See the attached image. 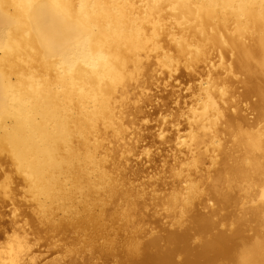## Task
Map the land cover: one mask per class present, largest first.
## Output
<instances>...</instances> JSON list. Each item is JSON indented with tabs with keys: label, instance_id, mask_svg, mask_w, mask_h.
I'll return each mask as SVG.
<instances>
[{
	"label": "bare ground",
	"instance_id": "bare-ground-1",
	"mask_svg": "<svg viewBox=\"0 0 264 264\" xmlns=\"http://www.w3.org/2000/svg\"><path fill=\"white\" fill-rule=\"evenodd\" d=\"M166 78L190 94L175 110ZM157 111L171 160L135 168ZM17 196L0 264H264V0H0V204ZM74 227L85 254L43 263L35 240Z\"/></svg>",
	"mask_w": 264,
	"mask_h": 264
},
{
	"label": "rangeland",
	"instance_id": "rangeland-1",
	"mask_svg": "<svg viewBox=\"0 0 264 264\" xmlns=\"http://www.w3.org/2000/svg\"><path fill=\"white\" fill-rule=\"evenodd\" d=\"M185 86L186 85H177L176 81H172V79H167V78L164 79L162 82L157 81L156 83H154L153 89L159 92V100L154 103H157V102L159 103L160 101L161 104H158V105L162 106V108L173 107L174 108L173 110H175L178 107V105L181 104L183 100H187L190 98L189 91L186 90ZM177 101H178V104H177ZM151 106H153V104H151L147 108L149 109ZM167 118H170V116H167ZM162 120H163V117L160 115V111L159 112L157 111L153 113L152 115H150L148 117V120H142L143 123H147L148 125L146 129L145 137H146V141H148L151 144L152 149L154 150L153 153H154L155 159L151 162V161L146 160L145 158H142L144 155H141L140 158H138V159H141L139 162L137 161L133 162L135 163V168L141 167L142 169H145L146 171L152 169L154 170V172H156L161 168L162 163H165L166 161L171 160L172 153L174 152V147H173L174 142L172 141L162 142V138H160L158 135L159 128L163 127L164 125L168 123V122L162 123L163 122ZM168 131L169 129H167V132ZM30 204H31L30 200H24L22 199L21 196H17L14 203H11L10 201V202H5V203L0 204V232H2V230L7 227L11 219L15 218L16 216H20V213H21L20 209L25 210V213L26 211L27 213L30 212L29 211ZM15 207H17V209L14 211ZM153 216L158 217L160 215L154 214ZM153 225L154 223L149 222L148 224H145L143 227H149ZM77 229L78 228H75V227L68 228L67 232L64 231L66 235L63 234L64 232L56 234V236L54 237V239L56 240L55 243L53 241L52 242L46 241V237L35 240L33 247L36 248V253L41 258H43L42 262L43 263L49 262V261H52L54 258L64 256L66 254L65 250L67 247L75 246L77 248H81V246L83 245V242L81 241L83 232L80 229L78 230ZM63 235H65L64 239H62ZM4 240H5L4 237H0V243H2ZM102 240L103 238L100 239V241ZM78 253L79 255L85 254L83 249H82V252H78ZM96 260L97 259H94V261ZM99 261L102 262L103 259L100 258ZM110 263L114 264V261Z\"/></svg>",
	"mask_w": 264,
	"mask_h": 264
}]
</instances>
